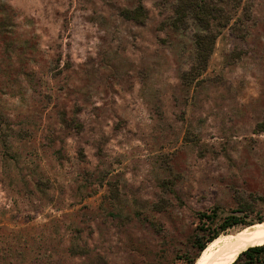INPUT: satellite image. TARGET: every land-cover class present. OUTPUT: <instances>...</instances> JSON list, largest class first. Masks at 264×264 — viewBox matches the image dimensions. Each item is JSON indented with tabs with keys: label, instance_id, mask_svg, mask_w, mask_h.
I'll list each match as a JSON object with an SVG mask.
<instances>
[{
	"label": "rangeland",
	"instance_id": "rangeland-1",
	"mask_svg": "<svg viewBox=\"0 0 264 264\" xmlns=\"http://www.w3.org/2000/svg\"><path fill=\"white\" fill-rule=\"evenodd\" d=\"M207 1L193 72L179 0H0V264H196L264 222V0Z\"/></svg>",
	"mask_w": 264,
	"mask_h": 264
},
{
	"label": "trees",
	"instance_id": "trees-1",
	"mask_svg": "<svg viewBox=\"0 0 264 264\" xmlns=\"http://www.w3.org/2000/svg\"><path fill=\"white\" fill-rule=\"evenodd\" d=\"M135 9L134 11H140ZM220 12V8L211 1L207 0H179L175 7V14L177 18L176 22L183 21L186 17H190L195 20L201 27V32L204 34H195V58L196 64L191 67V71L201 72L203 71L208 63V60L213 52L215 39L218 32H211L210 27L212 23L217 20L216 13ZM230 17L226 19L224 24H219L218 27H224L229 23ZM185 75V74H183ZM209 219H213V216H207ZM237 220L233 218H226L218 226L217 230H213L208 238L199 244H197V250L202 252L207 244L219 236L220 231L239 224ZM243 224V223H242ZM249 225V224H247ZM184 264H194V258H187ZM231 264H264V243L255 246H249L245 250L241 251L236 259Z\"/></svg>",
	"mask_w": 264,
	"mask_h": 264
},
{
	"label": "bare ground",
	"instance_id": "bare-ground-1",
	"mask_svg": "<svg viewBox=\"0 0 264 264\" xmlns=\"http://www.w3.org/2000/svg\"><path fill=\"white\" fill-rule=\"evenodd\" d=\"M264 243V222H256L237 231L221 234L210 241L196 264H231L249 246Z\"/></svg>",
	"mask_w": 264,
	"mask_h": 264
}]
</instances>
